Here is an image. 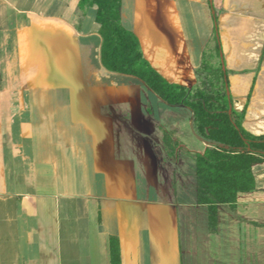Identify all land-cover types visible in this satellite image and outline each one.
Here are the masks:
<instances>
[{"label":"crops","instance_id":"obj_1","mask_svg":"<svg viewBox=\"0 0 264 264\" xmlns=\"http://www.w3.org/2000/svg\"><path fill=\"white\" fill-rule=\"evenodd\" d=\"M78 2L0 0V264H111L112 234L123 264H264V193H240L236 215L219 205L208 231L192 109L106 70L96 10L77 28ZM210 2L232 106L264 134V0H122V22L164 78L191 87ZM176 143L179 179L160 199V154Z\"/></svg>","mask_w":264,"mask_h":264},{"label":"trees","instance_id":"obj_2","mask_svg":"<svg viewBox=\"0 0 264 264\" xmlns=\"http://www.w3.org/2000/svg\"><path fill=\"white\" fill-rule=\"evenodd\" d=\"M209 4L215 9V23L191 87L168 81L145 58L138 37L122 22V0H79L73 23L79 28L78 21L83 20L89 8H94L102 37L103 67L134 75L167 103L184 104L192 109L193 130L207 143L201 150H189L195 156L196 201L207 205V228L215 233L219 205L236 215L240 193L254 190L264 193V184H258L256 178V170L264 169V134L246 130L242 124L244 112L232 106L230 72L224 64L219 38V12L212 2ZM0 88H3L1 78ZM182 146L163 144L166 155L176 164ZM109 245L111 264H123L118 236L110 235Z\"/></svg>","mask_w":264,"mask_h":264},{"label":"rangeland","instance_id":"obj_3","mask_svg":"<svg viewBox=\"0 0 264 264\" xmlns=\"http://www.w3.org/2000/svg\"><path fill=\"white\" fill-rule=\"evenodd\" d=\"M159 163H160L159 173H160L161 183H165L166 187L167 186L170 187V189L167 188L165 191H162L163 194L161 193L159 194L160 199H167V198L169 199L171 197L173 198L174 193L172 192L167 193L168 192L167 190L169 191L172 190V187H173L172 179L174 183H176L175 181L179 179V177L177 176L178 166L176 165L175 162L170 161L167 158V156L163 153L160 154Z\"/></svg>","mask_w":264,"mask_h":264}]
</instances>
